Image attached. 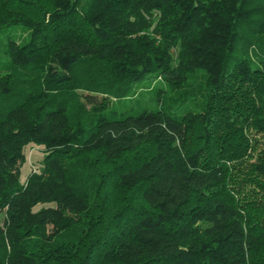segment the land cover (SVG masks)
<instances>
[{
	"label": "trees",
	"instance_id": "obj_1",
	"mask_svg": "<svg viewBox=\"0 0 264 264\" xmlns=\"http://www.w3.org/2000/svg\"><path fill=\"white\" fill-rule=\"evenodd\" d=\"M14 26L0 264H264V0H0ZM149 77L157 109L106 112Z\"/></svg>",
	"mask_w": 264,
	"mask_h": 264
},
{
	"label": "rangeland",
	"instance_id": "obj_2",
	"mask_svg": "<svg viewBox=\"0 0 264 264\" xmlns=\"http://www.w3.org/2000/svg\"><path fill=\"white\" fill-rule=\"evenodd\" d=\"M29 30L21 27L14 26L10 28H3L0 30V68L3 70L2 65L5 64L7 57L5 55V47L9 38H14L17 43H24L28 40ZM5 71V70H4ZM140 86L142 87L138 94L134 97L112 101L106 112L116 111V112H139L143 109H157L159 107V100L157 98L156 92L161 87V82L156 78H147L144 80ZM150 87V88H148ZM153 89L150 90V89ZM102 100V96H98L95 100L96 102H100ZM84 102L85 99H83ZM89 103L86 102V106L89 107ZM173 107H176L174 104ZM77 110V104L73 105L70 111L75 112ZM89 120L83 119V125L88 126ZM45 155L44 151L39 146H34L31 150H27L26 159L20 165V181L24 182L26 180L27 175L35 170L39 165V161ZM4 215L0 214V225L3 224Z\"/></svg>",
	"mask_w": 264,
	"mask_h": 264
}]
</instances>
